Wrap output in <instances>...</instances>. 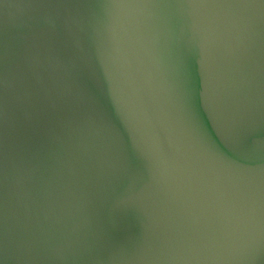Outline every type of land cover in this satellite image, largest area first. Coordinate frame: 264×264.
I'll list each match as a JSON object with an SVG mask.
<instances>
[{"label":"water","instance_id":"95a60500","mask_svg":"<svg viewBox=\"0 0 264 264\" xmlns=\"http://www.w3.org/2000/svg\"><path fill=\"white\" fill-rule=\"evenodd\" d=\"M0 264H264V0H0Z\"/></svg>","mask_w":264,"mask_h":264}]
</instances>
